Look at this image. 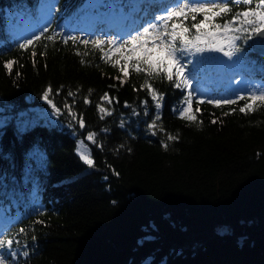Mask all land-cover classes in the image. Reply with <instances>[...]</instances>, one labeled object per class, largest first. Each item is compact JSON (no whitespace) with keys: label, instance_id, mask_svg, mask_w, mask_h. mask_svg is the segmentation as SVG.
<instances>
[{"label":"trees","instance_id":"16d2710c","mask_svg":"<svg viewBox=\"0 0 264 264\" xmlns=\"http://www.w3.org/2000/svg\"><path fill=\"white\" fill-rule=\"evenodd\" d=\"M132 3L0 0V107L15 115L38 109L48 92L60 109L55 124L20 130L12 121L0 136V232L2 239L16 241L12 260L264 264V105L256 102L254 110L241 113L245 100L217 107L197 104L194 97L197 121L190 122L173 111L186 93L166 79L150 80L163 93V106L155 129H149L157 113L141 88L145 75L129 68L121 85L118 67L98 49L64 44L57 35H112L110 26L124 21L116 16L134 14ZM41 29L47 32L40 41L18 47ZM242 47L225 68L220 54L212 53L218 59L201 64L194 87L208 98H235L242 89L264 84V56L251 50L250 40ZM105 93L112 104L101 102ZM98 105L112 115L101 119ZM80 119L85 127H79ZM90 132L91 166L77 153L78 140Z\"/></svg>","mask_w":264,"mask_h":264},{"label":"snow or ice","instance_id":"6c2138e0","mask_svg":"<svg viewBox=\"0 0 264 264\" xmlns=\"http://www.w3.org/2000/svg\"><path fill=\"white\" fill-rule=\"evenodd\" d=\"M143 2L144 0H133L131 8L136 16L124 15V19L128 22L127 30L117 35H96L88 39L62 33L57 35H60L64 44L71 41L74 45L91 44L98 49L102 53V59L113 67H118L123 78L116 79L120 80L121 85L129 79V68L136 74L145 75L146 79L141 88L151 96L157 113L152 123L148 125L149 129H155L163 106V93L158 92L149 82L150 80L166 79L176 89L186 93L173 111L190 122L197 121V116L192 109L194 97L197 98V104L206 102L217 107L234 105L239 100H245L246 103L239 109L241 113L254 110L256 102L264 105V84H255L242 89L235 94V98H208L201 87H194V81L197 85L200 83L198 73L202 71L201 64L218 59L211 55L212 53H221L231 60L233 57H239L243 52L242 45L249 40L254 38L264 40V0H168L158 13H152L149 16L147 10H144L141 22L140 5ZM234 6L239 10L234 11ZM46 32L47 29H41L38 34L25 38L18 47L27 49L35 41H40ZM48 39L52 40L53 37L48 36ZM106 44L109 46L107 50L104 48ZM113 56L116 58L113 59ZM193 58H196V63H193ZM12 65V61L7 63L6 67L9 71L12 70ZM72 95L74 93L69 92V96ZM44 99L52 104L48 92L44 93ZM100 99L102 103L112 104V98L107 93ZM85 103H89L87 98ZM141 103L145 106L144 114L147 115L148 101L144 100ZM52 106L57 112L60 111L55 104ZM97 107L101 119L105 115H112V112L105 107L100 105ZM125 107H131V105L125 102ZM133 115L137 113L133 111ZM216 122L215 119L212 120V123ZM123 125L122 120L121 126ZM79 127H85L83 119L79 120ZM94 136V133H88L87 140L95 143ZM176 138L168 137L170 140ZM164 147L167 148V144H164ZM81 156L89 166L93 165L94 162L89 155L81 153ZM19 231L23 233L25 229L20 228ZM15 243L16 241L7 237L0 239V264H8L10 260L12 264H15L12 260L18 255L13 250ZM23 255L28 256L29 253L25 251Z\"/></svg>","mask_w":264,"mask_h":264},{"label":"rangeland","instance_id":"374dc122","mask_svg":"<svg viewBox=\"0 0 264 264\" xmlns=\"http://www.w3.org/2000/svg\"><path fill=\"white\" fill-rule=\"evenodd\" d=\"M219 54L223 58L222 65L223 66L230 65L228 57H224L223 54L221 53ZM44 101L45 103H43L42 106L39 107L38 109H31L29 111L20 112L16 115L11 113L8 110L9 108L0 107V136L4 126H6L9 122L12 121L16 123L18 129L20 130H25V128H28L39 122H43L45 124H55L57 122L58 112L56 111V108H53L52 104H49L48 101L46 100ZM77 153L81 158H82L81 153H84L86 155H89V157L93 160L91 148L89 146L87 138L86 140L84 139L78 140ZM221 231L223 232L224 229H221Z\"/></svg>","mask_w":264,"mask_h":264},{"label":"water","instance_id":"95a60500","mask_svg":"<svg viewBox=\"0 0 264 264\" xmlns=\"http://www.w3.org/2000/svg\"><path fill=\"white\" fill-rule=\"evenodd\" d=\"M251 46L255 52L264 54V40H261L260 38H254L251 41Z\"/></svg>","mask_w":264,"mask_h":264}]
</instances>
